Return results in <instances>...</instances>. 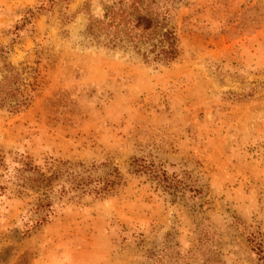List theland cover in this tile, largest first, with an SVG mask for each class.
Wrapping results in <instances>:
<instances>
[{"label": "rangeland", "instance_id": "obj_1", "mask_svg": "<svg viewBox=\"0 0 264 264\" xmlns=\"http://www.w3.org/2000/svg\"><path fill=\"white\" fill-rule=\"evenodd\" d=\"M111 1L0 0L4 60L34 84L26 108L0 109V264H257L246 236L264 237V0H178L179 53L156 65L84 40ZM20 156L104 162L121 184L25 232L37 194L17 185ZM140 156L201 194L130 173Z\"/></svg>", "mask_w": 264, "mask_h": 264}, {"label": "trees", "instance_id": "obj_2", "mask_svg": "<svg viewBox=\"0 0 264 264\" xmlns=\"http://www.w3.org/2000/svg\"><path fill=\"white\" fill-rule=\"evenodd\" d=\"M178 0H113L105 4L97 16H88L82 35L87 44L132 52L150 65L167 63L179 53L178 38L173 23ZM24 18L22 25L27 23ZM8 49L0 46V109L18 112L26 108L34 97V84L27 80L25 70L4 60ZM50 163H55L51 166ZM15 168L17 185L37 194L25 213L29 216L25 232L47 223L56 206L64 200H78L81 196L92 199L112 194L121 184L115 166L104 162L45 160L42 166L20 156ZM49 164V165H48ZM105 168L101 174L98 168ZM129 172L145 174L161 190L187 191L201 194L203 186L180 175L168 173L162 161L146 157H132ZM247 246L257 264H264V237L248 232ZM158 254L155 252L153 257ZM186 257V256H185Z\"/></svg>", "mask_w": 264, "mask_h": 264}]
</instances>
